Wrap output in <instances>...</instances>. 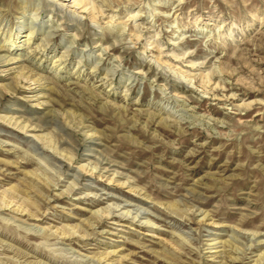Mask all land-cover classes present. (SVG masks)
<instances>
[{
  "label": "rangeland",
  "instance_id": "obj_1",
  "mask_svg": "<svg viewBox=\"0 0 264 264\" xmlns=\"http://www.w3.org/2000/svg\"><path fill=\"white\" fill-rule=\"evenodd\" d=\"M82 1L0 0V264H264V0Z\"/></svg>",
  "mask_w": 264,
  "mask_h": 264
},
{
  "label": "bare ground",
  "instance_id": "obj_2",
  "mask_svg": "<svg viewBox=\"0 0 264 264\" xmlns=\"http://www.w3.org/2000/svg\"><path fill=\"white\" fill-rule=\"evenodd\" d=\"M68 3H63V4H60L59 6L60 7H66L68 4H69V2L71 3L72 2V4H73V6L76 8L75 10H73V11H71L72 13H77V12H82V13H86L87 12V5L81 0H66ZM82 2L84 3V4H82ZM54 3H55V1H54ZM55 4H58V3H55ZM91 12V11H90ZM87 14H88V12H87ZM89 14H91V13H89ZM93 14V13H92ZM91 16V15H90ZM91 18L93 19L94 17L93 16H91ZM133 18V17H132ZM7 61V60H6ZM9 63H10V61H15V62H13V63H16V62H18V60H16L15 58H10L9 60Z\"/></svg>",
  "mask_w": 264,
  "mask_h": 264
}]
</instances>
